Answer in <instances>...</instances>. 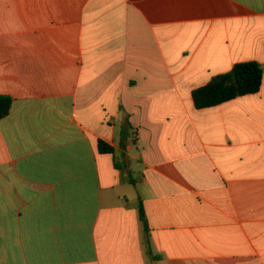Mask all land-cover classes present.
<instances>
[{"label": "crops", "instance_id": "crops-1", "mask_svg": "<svg viewBox=\"0 0 264 264\" xmlns=\"http://www.w3.org/2000/svg\"><path fill=\"white\" fill-rule=\"evenodd\" d=\"M247 61L264 0H0V264H264V77L192 98Z\"/></svg>", "mask_w": 264, "mask_h": 264}, {"label": "trees", "instance_id": "trees-1", "mask_svg": "<svg viewBox=\"0 0 264 264\" xmlns=\"http://www.w3.org/2000/svg\"><path fill=\"white\" fill-rule=\"evenodd\" d=\"M264 77V66L256 61L236 63L232 69L212 77V79L192 92L193 102L197 109H204L220 105L235 98L258 93ZM13 99L0 95V120L9 115ZM125 128L122 130L124 136ZM101 153L115 154L114 148L104 141L99 142ZM140 218L145 231H150L143 205H139Z\"/></svg>", "mask_w": 264, "mask_h": 264}]
</instances>
